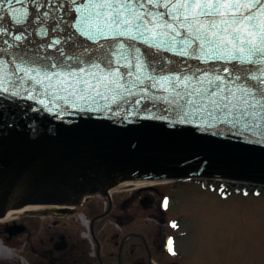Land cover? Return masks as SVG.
Masks as SVG:
<instances>
[{"label":"water","instance_id":"water-1","mask_svg":"<svg viewBox=\"0 0 264 264\" xmlns=\"http://www.w3.org/2000/svg\"><path fill=\"white\" fill-rule=\"evenodd\" d=\"M74 16L71 0L0 2V219L28 206H76L85 195L104 194L129 181H225L264 188V120L226 117L196 97L192 103L177 99L168 82L160 79L169 76V67L191 75L188 66L204 69L206 63L120 37L126 44L117 51L127 61L135 62L127 43L160 61L154 65L156 71L146 68L145 74L163 86L143 81L132 87V80L124 75L122 83L132 95L121 90L113 99L114 89L101 88V97L75 104L67 83L53 79L38 85L34 73L16 71L18 66H31L21 65L12 54L18 43L17 55L27 60L39 63L51 57L49 63L62 60L64 65L77 64L73 57L86 59L84 48L94 50L105 43L104 38L94 43L77 31ZM17 19L23 23H16ZM44 31L47 36L41 34ZM21 33L23 39L17 41ZM65 35L72 36L66 44ZM112 60L121 73L134 72L131 63L120 60L117 65L119 57ZM256 67L250 75H260ZM26 212L62 215L56 209ZM24 230L23 225H15L7 232L12 236Z\"/></svg>","mask_w":264,"mask_h":264},{"label":"snow or ice","instance_id":"snow-or-ice-1","mask_svg":"<svg viewBox=\"0 0 264 264\" xmlns=\"http://www.w3.org/2000/svg\"><path fill=\"white\" fill-rule=\"evenodd\" d=\"M71 3L75 13L73 27L94 43L101 38L105 43L97 44L94 50L84 48L86 59L73 57L77 64L68 65L62 60L49 63L51 57L39 63L27 60L24 55H17L15 49L21 47L18 43L12 54L21 65L31 66H18L17 72L34 73L32 78L38 85L53 79L67 83L68 96L75 98L73 104L76 100L87 103L101 97V88L114 89L113 99L119 97L121 90L132 95L122 83L124 75L132 80V87L143 81L162 87L145 74L146 68L156 71L154 65L159 64V60L141 54L132 43H127V49L135 54L134 63L117 51L125 48L126 41L140 40L158 51H172L208 65L204 69L188 66L191 75L182 74L183 70L174 67L167 69L169 76L160 79L168 82L177 99H188L192 103L191 98L196 97L200 103L207 101L226 117L252 116L264 120V0H71ZM16 23L23 21L17 19ZM41 34L47 36L48 33ZM120 37L126 41L119 40ZM22 39L23 33L16 36L17 41ZM71 40V35H65L63 43ZM194 41L199 42L197 46H192ZM60 43L57 39L56 44ZM89 52L91 55H87ZM112 57H119L117 65L120 60L131 63L134 72L121 73L120 67L113 65ZM209 61L224 63L217 65ZM246 63L249 65L246 69L238 66ZM253 65L257 66L259 76L250 75ZM173 73H176L174 78ZM81 76L94 78L95 82ZM140 90L146 89L141 87ZM3 91L7 93L8 89L3 88Z\"/></svg>","mask_w":264,"mask_h":264},{"label":"rangeland","instance_id":"rangeland-1","mask_svg":"<svg viewBox=\"0 0 264 264\" xmlns=\"http://www.w3.org/2000/svg\"><path fill=\"white\" fill-rule=\"evenodd\" d=\"M150 188L146 187L147 190H144L143 187H137L112 194L116 205L124 204L123 208L114 210V215L105 217L98 223L107 227L104 240L109 237L113 239L115 233L122 236L130 231L143 230L147 236L151 227L159 226L154 217V206L142 208L145 201H140L144 200L143 197L137 202L142 194L151 195ZM153 190L157 193L153 196L155 202H159L160 198L163 200L167 195L170 198L166 214L169 219L177 221L175 224L180 231H174V245L183 264H264L262 194L258 197L251 193L243 196L226 187L231 192L230 196L222 198L208 187L203 190L197 184L173 182L155 184ZM89 204L93 211L100 210L105 206V199L95 197ZM12 222L25 225L26 231L8 237L2 229L5 224ZM81 222L78 214L70 218L32 216L25 213L15 215L7 223H0V242L10 252L9 256H0V264H73L68 256L64 257L63 252L52 250V244L59 241L60 235L65 234L74 242L80 239L87 243L88 252H91L88 239L83 236L86 228Z\"/></svg>","mask_w":264,"mask_h":264},{"label":"flooded vegetation","instance_id":"flooded-vegetation-1","mask_svg":"<svg viewBox=\"0 0 264 264\" xmlns=\"http://www.w3.org/2000/svg\"><path fill=\"white\" fill-rule=\"evenodd\" d=\"M153 196H156L155 190L151 192V195L142 194L137 200L139 202L143 197L144 200L140 202L145 201L146 208L154 206L156 209L154 217L159 226L151 227L147 231L148 237L145 236L142 230L130 231L122 234V236H119V233H115L113 236L115 240L111 239L112 237L104 240L107 227L105 224L98 225V223L103 218L114 215L116 212L114 210L118 207L123 208L124 204L123 202L121 205H116L111 196L106 199L104 217L91 225V252H88L87 244L84 242L79 240L74 242L73 239L69 238V240L63 235L65 247L62 252L64 257L68 256L73 264H183L176 252L172 256L167 253V236L170 234V230L167 226V220L164 214H161L162 212L157 207V201L155 202ZM99 207L101 206L99 205ZM101 208L99 212L95 211V216L102 213ZM52 246L55 248V243Z\"/></svg>","mask_w":264,"mask_h":264},{"label":"bare ground","instance_id":"bare-ground-1","mask_svg":"<svg viewBox=\"0 0 264 264\" xmlns=\"http://www.w3.org/2000/svg\"><path fill=\"white\" fill-rule=\"evenodd\" d=\"M143 185H144L143 183H136V182L124 183V184H122L120 186L111 188L109 192H114L116 190H121L122 188H126V187H139V186H143ZM43 208H45V207H41V206H30V207L28 206V207H25L26 210H42ZM22 210H24V209H22ZM22 210L21 211H16V212H14V213H12L10 215H7V216H3L0 219V223L7 222V221H10V220L14 219L15 215L20 214V212H22ZM9 254H10V252L7 251V249L4 246H2V244H0V256L1 257H5V256H9Z\"/></svg>","mask_w":264,"mask_h":264}]
</instances>
